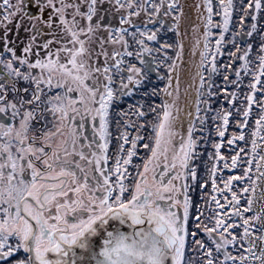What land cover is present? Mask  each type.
I'll use <instances>...</instances> for the list:
<instances>
[{"label": "snow or ice", "instance_id": "snow-or-ice-1", "mask_svg": "<svg viewBox=\"0 0 264 264\" xmlns=\"http://www.w3.org/2000/svg\"><path fill=\"white\" fill-rule=\"evenodd\" d=\"M217 3L218 10L213 0H200L199 23H192L181 0H0V264H264V0ZM182 22L191 24L193 55L202 49L194 113L179 106ZM168 32L175 43H161ZM226 46L231 63L222 66L219 91L235 105L241 86L248 89L243 122L236 121L241 129L253 106L260 114L243 174L224 182L231 200L225 197V206L212 196L220 211L204 223V213L192 215L189 191L209 180L222 189L217 164L209 173L205 163L198 175L194 133L197 121L208 120L200 97H209L210 111L218 95L214 80ZM232 116L221 108L213 119L226 130ZM237 138L244 141V131L233 132L230 143ZM222 144L213 145L215 157L207 155L228 168ZM138 146L148 155L133 164ZM238 163L239 153L231 167ZM233 181L244 182L240 194Z\"/></svg>", "mask_w": 264, "mask_h": 264}, {"label": "rangeland", "instance_id": "rangeland-1", "mask_svg": "<svg viewBox=\"0 0 264 264\" xmlns=\"http://www.w3.org/2000/svg\"><path fill=\"white\" fill-rule=\"evenodd\" d=\"M181 1L183 2V4L186 7V11L188 12V17H189L190 21L192 23H199V21L196 19L197 18V12H196L195 5L200 3V0H181ZM213 3H214V5H217V10H218L217 0H213ZM237 7H239V0H237ZM219 19H220V17H214V20H219ZM236 21H237V18L234 17L233 23L235 24ZM181 31L184 33L183 40H184V44H185V49H184V63L180 66V78H182L181 82H182L184 90H183V95H181V97H180L179 106H180L182 113H183V110L185 109V104L188 105V110L192 111L191 108L193 105V101L196 99V89L199 86V81H198V78H195V73H196L195 65L199 63V59H200L199 51H201L202 49H198L196 54L193 55L192 49H193V46L195 44V36L193 34V30H192L190 23L183 22V28ZM200 31L201 32L203 31V27H201ZM218 31H219V29H213V32H218ZM228 38L230 39V37H228ZM164 39H168L169 42L175 43L176 42V34L174 32H168L166 36H162L161 43L163 42ZM156 47H159V45L156 44ZM231 50H233V49H231L230 46H226L224 49L225 55L223 57H218V66H221V72L215 77L214 83L217 87L213 88V91H216L218 93V95L216 97L211 98L212 109L210 111H208L206 113H204L202 111V104H203V100L205 98L203 96L200 97V99H201L200 115L201 116L202 115L208 116V120L204 122L205 125L203 126V129L200 132V134L198 135L200 138V141L202 143V144H199V146H198L199 147L198 151L202 155H201L200 159L197 161V163L200 164V168L198 171V175H200V176H204V174H205V167H204L205 163L207 164V169H208L209 173H210V170L214 164L219 165V167H220V165H221V167L224 166L225 160H220L219 161L220 163L219 162L217 163V161H215L213 158H210L207 155V153L211 152L213 157L216 156V150L214 149L213 145L220 143L221 140H223V144L220 148V154L227 160V163L229 164V167L227 169L233 170V171L229 172L231 174L235 173L236 176L242 175L244 168L246 166L244 162L250 158V154H251L250 150H251L252 129H254V128H252V125L255 126V122H253V118L250 117L248 119L247 127L244 129H241L240 126L236 123L237 120H240L241 122H243L242 110L244 108H246V101L244 99L243 94L247 93L248 89L246 87L241 86V90L237 94V100L235 102V105L228 103L229 101L224 100L225 94L219 91V88L222 87L224 84L223 79H222V74H223L222 66L225 63H231V61L228 59V55H227V53ZM158 54H159V56H161V59H162L163 54L162 53H158ZM169 54L174 57V51L170 52ZM237 66H238V63L233 64V67H237ZM230 79H235V77L231 76ZM244 83L245 84L248 83L247 77L245 78ZM189 84H192V88L188 90V96L185 97L184 91H185V89L188 88ZM229 89H230V91H235V88L231 85L229 86ZM160 97L162 98V96H160ZM156 98H155V101H156ZM258 98H259V96H258ZM206 99L208 100L209 97H206ZM156 103L159 104L160 102L156 101ZM229 106H231V107L229 108ZM221 108L227 109V110L233 112V116L229 118V125H228L226 130L223 129L221 120H214L213 119V117L216 114V111L220 110ZM236 108L241 109V113L238 114L235 111ZM253 111L255 114L254 116L257 119L259 114H260V109L257 106H253ZM186 124H187V119L185 118V126H186ZM217 125H221L220 130L225 132L224 137H220L218 135V131H217V127H216ZM240 131H244L245 140L240 141L237 138L235 143H230V141L232 140V133L235 132L237 134V137H238ZM246 137H247V139H246ZM241 148H243L245 151L240 152ZM237 153H239V163H238V166L236 168H232L231 167V157L237 155ZM146 155L147 154H145V153L140 154L139 157L135 158V160L133 161V164H142V162H143L142 158L146 157ZM201 162H203V163H201ZM221 170H222V168H221ZM262 170H264V169H262ZM129 171L133 172V175H135V170L133 168L131 170V167H130ZM222 173L225 175L228 174L224 171H222ZM254 174H255V168L253 169V175ZM189 183L191 184V181H189ZM218 184H219L218 186L221 187V185H222L221 180H219ZM260 187H264V183H262L260 185ZM240 188H242V185L238 187V189H240ZM237 192L239 193V191H237ZM189 194L192 196V200H193L192 215L198 214V212H197V209H198L199 212L204 213V216L201 217V220H205L206 223H208V221L206 219H204V217L206 216L207 212L210 211L209 208L212 207V205H211L212 196H217V194L213 195L214 193L212 191L211 181L209 180V183L206 186H204L203 188H200L199 186H197L195 192L192 191V194H191V192ZM257 199L258 200L260 199L259 188L257 190ZM220 203H221V201H220ZM208 206H209V208H207ZM180 209H182V205H181ZM192 215H190V218H192ZM191 226H192L193 231H195L194 226H193V219L191 220ZM211 226L212 225L209 224V227H211Z\"/></svg>", "mask_w": 264, "mask_h": 264}, {"label": "flooded vegetation", "instance_id": "flooded-vegetation-1", "mask_svg": "<svg viewBox=\"0 0 264 264\" xmlns=\"http://www.w3.org/2000/svg\"><path fill=\"white\" fill-rule=\"evenodd\" d=\"M181 3H183V2L181 1ZM29 8H30V10H31V9H35V4L30 5ZM149 10H151V9H149ZM169 22H170V21H169ZM157 26H158V25H157ZM150 27H151V25H150ZM182 28H183V22H182L181 30H182ZM13 39H15V36H14V35H13ZM161 39H162V38H161ZM153 46L156 47V44H153ZM110 50H111V49H110ZM154 55L159 56L158 53H155ZM159 57L161 58V56H159ZM132 62H135V61L133 60ZM161 72H163L165 75L167 74V73H166V70H165V68H164L163 66H161ZM153 79L155 80V77H153ZM180 79L182 80V78H180ZM155 83H156L159 87H163V86H164V83H166V81H163V82L156 81ZM198 87H199V86H198ZM183 90H184V88H183V85H182V82H181V85H180V92H181V95H183ZM181 95H180V97H181ZM203 97H204L205 99L203 100L202 111H203L204 113H206V112H208V111L205 110V104H204V101H207L206 97H208V96L205 95V96H203ZM141 98H142V97L139 96V95H137V96L135 97L134 100H133V99H127V98H126V103H125V104H122L121 107L126 108V107H127V103H134L135 100H140ZM162 99H163V96H162V98L159 96V97L156 98V101H157V102H161ZM193 105H194V103H193ZM193 105H192L191 110H192V112L194 113V112H195V108H194L195 105H194V106H193ZM229 107H231V106H229ZM203 116H204V115H202L201 117H203ZM194 118H195V117H194ZM114 119H119V118H118V117H114ZM132 119L135 120L136 117L133 115V116H132ZM149 119H151V117H149ZM123 123H124V121H123V119H121V120H120V124L123 125ZM197 124H198V125H197V131L194 133V135H195L196 137H199L198 135H199L200 132L202 131L203 126H204L205 124L201 125V124L199 123V121H197ZM186 127H187V124H186L185 128H186ZM129 131L132 133V136H135V135H136V132H135L134 130H132L131 128H129ZM149 131H150V129H149ZM112 133H113V143H112V145H110L109 155H110V156H113V158H114V148H115V145H116L115 137L118 136V133H117V131H116L115 124H113V127H112ZM141 134H142V135L145 134V133L143 132V130L141 131ZM145 142H146V141H145ZM198 144H202L200 140L198 141ZM198 149H199V147L197 148V151H198ZM138 151H139V156H140V154H144V153L148 155V153H147L142 147H140V146H138ZM198 152H199V151H198ZM147 155H146V156H147ZM134 160H135V158H134ZM134 160H133V161H134ZM109 163H110V165H111L112 161H110ZM131 170H132V168H131ZM177 183H179V182L177 181ZM180 199H182V196L180 197ZM180 211L182 212V209H180Z\"/></svg>", "mask_w": 264, "mask_h": 264}, {"label": "trees", "instance_id": "trees-1", "mask_svg": "<svg viewBox=\"0 0 264 264\" xmlns=\"http://www.w3.org/2000/svg\"><path fill=\"white\" fill-rule=\"evenodd\" d=\"M238 63V62H237ZM228 103H230V102H228ZM230 108V107H229ZM228 108V109H229ZM255 114H254V111L252 110V116H251V118H253V122H255V116H254ZM255 126H253L252 125V128H254ZM246 139H247V137H246ZM220 163V162H219ZM218 166V168H219V170L220 171H218L217 173H216V183H217V186L219 185L218 184V182H219V180H221V187L220 186H218L220 189H222V191H220V192H216V191H214L213 189H212V191H213V195H215V194H217V199H219V201H221V203H222V205H225V206H227L225 203H226V201H225V197H227V199L228 200H231V193H229L228 191H227V189H225L224 188V182L227 180V178L229 177V176H236V174L235 173H233V174H231V173H229V172H231V171H233V170H229V169H227V168H225L224 166L223 167H221V165H220V167H219V165H217ZM221 168H222V170H221ZM226 169V170H225ZM222 171H224V172H226V173H228V174H223L222 173ZM237 185V186H236ZM242 185V188L245 186V184H244V182H236V181H233V191H239V189H238V187L239 186H241ZM190 192H191V194H192V191L190 190ZM189 192V193H190ZM238 194H240V193H238ZM190 195V194H189ZM220 195V196H219ZM243 202V201H242ZM220 203V204H221ZM211 205H212V207L211 208H209V206L207 207V208H209L210 209V211L209 212H207V214H206V216L205 217H207L211 212H212V210H215V212H219L220 211V209H218L217 208V206H216V204L212 201L211 202ZM191 220H192V218H190V220H189V230L190 231H193V229H192V226H191ZM205 220H203V222H204ZM204 223H206V221L204 222ZM195 229V228H194ZM202 235H204L203 234V232L201 231L199 234H198V237L197 238H199L200 236H202ZM192 242V237L190 236L189 237V243H191Z\"/></svg>", "mask_w": 264, "mask_h": 264}]
</instances>
